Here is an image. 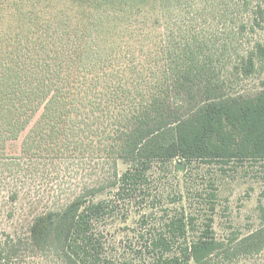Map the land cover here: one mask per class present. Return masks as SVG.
<instances>
[{
    "label": "trees",
    "instance_id": "obj_1",
    "mask_svg": "<svg viewBox=\"0 0 264 264\" xmlns=\"http://www.w3.org/2000/svg\"><path fill=\"white\" fill-rule=\"evenodd\" d=\"M176 1L0 3V147L40 112L25 156L65 173L79 166L90 179L61 208L35 215L25 234L4 235L0 264H231L264 251V207L260 227L235 242L209 240L207 222L191 258L185 244L166 257L168 235L185 238L182 213L143 237L161 200L152 165L264 161V90L239 88L264 69V45L251 38L264 0H249L250 20L232 36L214 38L187 12L176 21ZM131 210L144 241L135 262L114 257L107 232Z\"/></svg>",
    "mask_w": 264,
    "mask_h": 264
},
{
    "label": "rangeland",
    "instance_id": "obj_2",
    "mask_svg": "<svg viewBox=\"0 0 264 264\" xmlns=\"http://www.w3.org/2000/svg\"><path fill=\"white\" fill-rule=\"evenodd\" d=\"M21 1L24 0H0V3L14 4ZM243 1L177 0L178 9L173 10V17L179 21L187 12L186 20L191 25L200 20L209 32L207 36H232L238 25L247 24L250 20V7L253 4L247 0L251 5L243 9ZM261 26V29L252 33L251 38L264 45V16ZM217 28L220 30L218 34L215 33ZM239 88L253 92L264 90V69L240 84ZM37 116L31 119L16 141H7L0 147V239L4 235L25 234L35 215L61 208L70 199L76 182L81 184L80 180H90L85 176L88 170L83 171L79 166H74L72 171L66 169L65 173L63 165L49 168L42 164L44 160L30 161L25 156L23 150L27 145L23 144V140L31 131ZM125 168V163L118 162V173H122ZM150 175L161 200L154 209V213L158 211L152 216L154 220H150L143 228V237L159 228L165 232V225L177 213L185 217V238H177L173 242L168 235V258L176 255L184 244L191 258L192 247L208 226H205L207 222L212 228L207 231L208 239L223 244L235 242L260 227L259 210L264 207V161H228L226 164L193 161L183 171H174L170 164L156 163L151 166ZM212 194L215 198H210ZM103 197H106V191L95 198ZM132 210L138 212L140 209ZM132 210L125 218L115 215L110 219L107 232L108 239L112 241L114 257L135 262L139 261L140 252L144 250V241L137 233L138 219ZM123 213L125 211L120 214ZM221 248L220 245L213 247L205 255ZM231 264H264V251L258 257L239 262L235 260Z\"/></svg>",
    "mask_w": 264,
    "mask_h": 264
},
{
    "label": "water",
    "instance_id": "obj_3",
    "mask_svg": "<svg viewBox=\"0 0 264 264\" xmlns=\"http://www.w3.org/2000/svg\"><path fill=\"white\" fill-rule=\"evenodd\" d=\"M176 169L179 171H183L185 169V166L183 164H177Z\"/></svg>",
    "mask_w": 264,
    "mask_h": 264
}]
</instances>
